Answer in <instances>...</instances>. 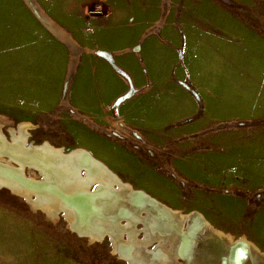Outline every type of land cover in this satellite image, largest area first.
Returning a JSON list of instances; mask_svg holds the SVG:
<instances>
[{
    "label": "rangeland",
    "instance_id": "1",
    "mask_svg": "<svg viewBox=\"0 0 264 264\" xmlns=\"http://www.w3.org/2000/svg\"><path fill=\"white\" fill-rule=\"evenodd\" d=\"M85 3L106 15L79 19ZM52 19L122 51L77 64ZM121 89L133 94L116 104ZM21 122L28 143L88 150L135 189L247 236L262 252L241 263L264 264V0H0V130L10 140ZM71 228L0 186V264H128L108 236ZM223 252L201 234L170 264H225Z\"/></svg>",
    "mask_w": 264,
    "mask_h": 264
},
{
    "label": "bare ground",
    "instance_id": "2",
    "mask_svg": "<svg viewBox=\"0 0 264 264\" xmlns=\"http://www.w3.org/2000/svg\"><path fill=\"white\" fill-rule=\"evenodd\" d=\"M40 12L45 14L42 9ZM70 73L72 70H68V76ZM19 127L17 133L16 130L10 132L12 141L0 130V166L4 167H0V186L26 197L34 209H41L50 217L54 218L60 211L65 212L71 229L87 234L91 241H100L103 234L108 233L114 253L128 264H170L178 256L189 259L201 234L220 241L225 264H242L248 255L262 252L245 235L235 238L215 227L200 213H183L135 189L105 164L95 162L96 158L91 154L88 156L86 150L75 149L69 155H58L55 151H62V148L47 141L39 145L26 143L33 126L21 122ZM7 140L11 143H5ZM63 153L69 152L63 150ZM24 165L37 167L44 179L26 175L32 182L19 181L18 172H23ZM81 168L86 169L84 175ZM92 182H97L98 193L94 196L80 195ZM28 186L40 189L33 191ZM138 194L146 196V199L137 202ZM80 215L87 221H81ZM138 220L144 226L143 240L136 237L138 232L134 223ZM123 234L128 235L127 239ZM153 242L157 245L147 258L141 247Z\"/></svg>",
    "mask_w": 264,
    "mask_h": 264
},
{
    "label": "crops",
    "instance_id": "3",
    "mask_svg": "<svg viewBox=\"0 0 264 264\" xmlns=\"http://www.w3.org/2000/svg\"><path fill=\"white\" fill-rule=\"evenodd\" d=\"M85 4H86L85 7L87 6L89 8V12H87L85 14L81 13L78 16L79 19H81V20L85 19L87 22H91V20L98 21L99 19H101L100 15H106V14H104L102 12L101 13L96 12L97 8H95L96 9L95 11L94 10H90V9H92V7H90V4H87V3H85ZM97 4H98V2L94 3L92 6H97ZM52 20H53V22L55 21L54 19H52ZM55 23L59 24L62 29L63 28L65 29V32L69 36L68 37L69 39L67 38V40L71 41L70 42L71 44L75 43L79 47L78 51H80V52L76 51V49H73L70 52V55H72L70 58L76 60L77 64L81 63L82 55H84V54H87L89 57H93L95 59L97 58L98 60H102L103 59V60H105L107 62H110L112 64L114 62V58L116 57V54H119L122 51V49L106 48V47L98 46V45H96L94 43H90L89 42L90 39L89 40L86 39V36H85L86 34L85 35L81 34L80 37L76 38L74 36V33L71 31L70 27H66L63 23H60L58 21H55ZM71 46H73V45H71ZM125 50L130 51V50H133V48L130 49L129 46H127V48H125ZM100 52L108 53L110 55L109 58H106L105 56H102L100 54ZM120 64H122V63H120ZM76 70H77V67H76ZM122 90L123 89H121L120 91L115 92L111 97H114V98L119 97L122 94V92H123Z\"/></svg>",
    "mask_w": 264,
    "mask_h": 264
},
{
    "label": "water",
    "instance_id": "4",
    "mask_svg": "<svg viewBox=\"0 0 264 264\" xmlns=\"http://www.w3.org/2000/svg\"><path fill=\"white\" fill-rule=\"evenodd\" d=\"M34 10V12H35V9H33ZM100 54L102 55V56H105L106 58H109V54L108 53H106V52H100ZM132 94H133V90L131 89L130 91H128L124 96H122V97H120L117 101H116V104H119L121 101H123L124 99H126V98H129L130 96H132ZM10 141H12L11 139H10ZM5 143H7V144H10L11 142H8V140H7V142L5 141ZM26 143H27V141H26ZM25 143V144H26ZM28 149H29V146L27 147ZM44 148H46V149H50L49 147H44ZM52 150V149H51ZM88 151V150H87ZM58 155H69L71 152H69V153H63V149H62V151H55ZM63 153V154H62ZM87 153V155L88 156H90V152H86ZM94 160V159H93ZM95 162H97V163H99V161L98 160H94ZM100 164H102V163H100ZM1 165V164H0ZM103 165V164H102ZM17 166L19 167V165L17 164ZM1 167V166H0ZM1 168H4V167H1ZM23 169V172H25V174L23 173V172H21V171H19L18 172V174H19V176H18V180L19 181H21V182H24V183H26V182H32V181H30L29 180V178L26 176V175H31V173H30V171H33L34 173H36L38 176H40L41 178V180H43L44 178H43V175L41 174V172L39 171V169L37 168V167H33V166H29V165H24V167L22 168ZM85 171H86V169L85 168H81L80 169V172H82V173H85ZM1 172V171H0ZM33 174V173H32ZM39 180V179H38ZM97 182H92L90 185H89V188H88V190H85L84 192H81L80 193V195H87V196H94V194H97L98 192L96 191V187H97V185H95ZM117 183V182H116ZM95 185V186H94ZM31 190H33V191H37L38 189H40L39 187H36V186H28ZM91 188H92V190H91ZM78 194V193H77ZM66 196H68V195H64V197H66ZM138 201L137 202H140V201H144L146 198V196H143V195H141V194H138ZM78 218H80V220L81 221H84V220H86L85 219V217L83 216V215H80V217H78ZM87 221V220H86ZM85 222V221H84ZM142 224V222L141 221H135V223H134V228L136 229V227H135V225L136 224ZM73 230L78 234V235H80V236H88L87 234H85V233H83V232H79V231H77V229L76 228H73ZM137 230V232H143V230H142V228L141 229H136ZM105 236H108L109 237V234L108 233H104L103 234V236H102V239L105 237Z\"/></svg>",
    "mask_w": 264,
    "mask_h": 264
},
{
    "label": "flooded vegetation",
    "instance_id": "5",
    "mask_svg": "<svg viewBox=\"0 0 264 264\" xmlns=\"http://www.w3.org/2000/svg\"><path fill=\"white\" fill-rule=\"evenodd\" d=\"M113 114V113H112ZM140 224V223H139Z\"/></svg>",
    "mask_w": 264,
    "mask_h": 264
}]
</instances>
